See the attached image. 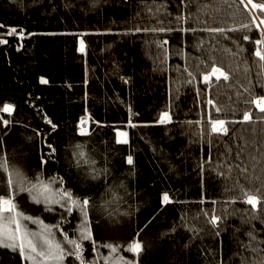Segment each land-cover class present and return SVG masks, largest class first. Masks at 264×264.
<instances>
[{
  "label": "trees",
  "instance_id": "obj_1",
  "mask_svg": "<svg viewBox=\"0 0 264 264\" xmlns=\"http://www.w3.org/2000/svg\"><path fill=\"white\" fill-rule=\"evenodd\" d=\"M179 11L187 15V25H170L177 0H0V23L34 33L21 41L15 34L7 35L10 29L0 28V38L8 40L0 44V107L4 102L15 103L10 119L21 122L10 124L7 135L0 124V137L7 143L9 158L28 169L29 175L39 153L47 152L39 137L26 139L35 127L43 131L44 139L59 145L56 159L45 166L46 177L64 174L70 155L66 146L72 140L83 143L97 160L110 155L115 176L128 184L129 202L139 206V211L130 221H107L101 234L139 232L146 247L143 264H251L254 255L257 261L264 258L259 249L254 254L243 246L250 224L242 217H250L253 210L242 199L233 204L229 198L239 196L242 185L255 189L264 183L255 179L264 176V120L256 119L259 109L246 103L251 97L244 91L255 85L250 91L264 94L260 87L264 64L254 55L258 33L249 32V41L242 39L243 30L232 33L242 45L236 48L233 40L203 30L231 28L233 22L246 20L233 0H187V9ZM169 25L197 31H120ZM108 28L113 31H104ZM81 38L86 53L79 52ZM163 39L168 44L158 46ZM213 63L228 71L230 78L216 81L213 76L208 89L203 73L211 71ZM188 71L196 76L192 83H188ZM41 75L48 78V84L40 83ZM209 97L214 105L207 104ZM129 105L134 121H153L170 105L173 121L133 128L126 123ZM217 106L220 113L215 111ZM86 109L93 118L91 138H81L76 132ZM246 110L252 112L251 121L241 119ZM44 113L58 125L55 132L42 119ZM209 114L225 118L228 132L209 137ZM96 120L102 123L96 125ZM196 121L203 125V139ZM117 128L128 131V144L115 142ZM128 154L135 161L130 177L123 175L130 167ZM72 172L75 175V169ZM164 190H170L176 202L161 204ZM102 191L103 187L97 194ZM213 208L223 217L219 235L204 215ZM253 223L256 229H264L260 220ZM174 226L176 230L171 231ZM258 239H264V232L258 233ZM0 264L24 262L0 248Z\"/></svg>",
  "mask_w": 264,
  "mask_h": 264
},
{
  "label": "snow or ice",
  "instance_id": "obj_2",
  "mask_svg": "<svg viewBox=\"0 0 264 264\" xmlns=\"http://www.w3.org/2000/svg\"><path fill=\"white\" fill-rule=\"evenodd\" d=\"M233 4L242 14L246 15V20L241 23L233 22L231 28L212 26L203 30L233 40L236 48H242V45L234 39L232 33L243 30L242 39L249 41L252 37L248 33L253 29L257 30L254 55L261 64H264V0H233ZM232 6L229 4V7ZM181 7L187 9V0H177V12L173 20L170 21V25L172 23L177 26L188 24L187 15L179 11ZM168 15L171 16V12ZM159 24L163 25V21H160ZM170 25L154 28L140 26L120 31L122 33H169L175 30L195 33L197 31L196 28L178 27L176 29ZM0 28L10 29L7 35L15 34L21 41L25 35H34V33L18 31V26L14 25L0 23ZM104 31L111 32L113 29L108 28ZM7 43V39L0 38V44ZM157 43L158 46H164L168 44V40L163 39ZM79 52L86 53V43L82 38L79 40ZM179 54L183 55V53ZM234 54L238 55V53ZM185 68H187V64ZM188 76L190 77L188 83L196 80V76L191 71H188ZM213 76L216 81H220L221 77L227 81L230 78V73L213 63L211 71L203 73V81L208 89H211ZM39 80L41 84L49 83L48 78L44 75H41ZM84 83L87 84V80ZM254 86L250 85L249 88L244 89L251 97L246 103L253 104L259 109L260 115L256 117L257 120H264V94L250 91V88ZM260 87L264 89V81L260 82ZM200 91L201 89L197 87V96L200 95ZM207 104L214 105L215 101L209 97ZM33 106L35 107V105ZM16 108L17 106L13 102H4L0 107V124L4 126L5 135H7L10 124L21 123L10 119ZM215 111L220 113L222 109L217 106ZM85 112L86 115L81 116L76 125V132L81 138H91L93 133L90 122L93 118L87 109ZM42 119L51 126L53 132L56 131L58 125L46 113L43 114ZM207 119L210 123L209 137L212 133L228 132L225 118H213L209 114ZM232 119L235 122V117ZM241 119L246 122L251 121L253 119L252 112L244 111ZM172 121L170 105L161 111L158 118L153 121H134L132 108L129 105V117L126 123L135 128L138 124L167 125ZM101 123L99 120L95 121L96 125ZM196 123L201 124V121H196ZM32 131L33 135L27 136L26 139L33 141L39 137L41 143L46 144L47 152L39 153L35 165L30 169L31 175L28 174V169L9 158L7 143L3 137H0V174H3V178L0 179V185L3 186V191H0V248L9 250L18 262L22 260L24 264H143L142 254L146 251V247L139 232L132 230L122 236L101 234L102 230L107 227V221L115 222L117 218H127L130 221L133 214L139 211V206L129 202L132 200V194L128 191V184L115 176L111 166V156L105 154L97 160L92 152L85 150L86 146L83 143L72 140L66 146L70 150V155L64 174L61 175L57 172L55 175L46 177L45 166L50 165L51 161L56 159L59 145L52 143L50 138L44 139V133L38 127L33 128ZM115 131L116 143H129L128 131L119 128ZM201 133V139H203L202 124ZM107 151L109 150L106 149ZM209 160H211L210 155ZM126 161L130 167L123 175L130 177L134 174L132 169L135 168L133 155L128 154ZM72 169H75V175H73ZM243 171L247 172V168L244 167ZM255 179L264 180V176L257 175ZM101 187H103V191L98 195ZM229 199L233 204L242 199L243 202L251 206L253 214L248 218L242 217L243 222L250 224V228L246 232L249 239L243 242V246L251 248L254 254L259 249L264 256V248H260V245H264V239H258V233L264 232V229H256L253 223L255 220L264 223V183L255 189H248L242 185L240 195L232 196ZM173 202L176 201L170 190H164L160 196V203L168 205ZM203 202L202 200L201 203ZM212 203L214 204L215 201ZM244 211L248 212L249 210L245 209ZM204 215L209 216V222L216 228L215 234L219 235V222L223 217L218 215L214 208L211 213L205 211ZM30 225H35V227ZM175 230L174 226L171 231ZM253 241L256 243L253 244ZM125 252L131 253L132 256L125 255ZM251 264H264V258L257 261L254 255Z\"/></svg>",
  "mask_w": 264,
  "mask_h": 264
},
{
  "label": "rangeland",
  "instance_id": "obj_3",
  "mask_svg": "<svg viewBox=\"0 0 264 264\" xmlns=\"http://www.w3.org/2000/svg\"><path fill=\"white\" fill-rule=\"evenodd\" d=\"M29 203H31V201H29ZM30 226L35 227V225H30ZM106 251H107V250H106ZM106 251H105V252H106Z\"/></svg>",
  "mask_w": 264,
  "mask_h": 264
}]
</instances>
